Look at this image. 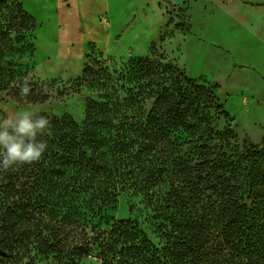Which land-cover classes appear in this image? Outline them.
Masks as SVG:
<instances>
[{
	"label": "trees",
	"instance_id": "1",
	"mask_svg": "<svg viewBox=\"0 0 264 264\" xmlns=\"http://www.w3.org/2000/svg\"><path fill=\"white\" fill-rule=\"evenodd\" d=\"M36 30L22 0H0V90L44 104L22 63ZM154 53L120 71L85 68L76 88L97 98L81 123L40 114L42 159L0 170V264H264V138L239 144L217 86ZM122 196L142 198L161 243L108 217Z\"/></svg>",
	"mask_w": 264,
	"mask_h": 264
},
{
	"label": "rangeland",
	"instance_id": "2",
	"mask_svg": "<svg viewBox=\"0 0 264 264\" xmlns=\"http://www.w3.org/2000/svg\"><path fill=\"white\" fill-rule=\"evenodd\" d=\"M149 1L147 5L142 0H22L37 21L36 52L22 63L32 79L44 84L49 101L30 104L0 90V118L29 110L37 115L68 113L81 123L87 99L97 98L86 85L80 91L76 88L84 69L120 71L131 60L150 56L154 49L153 55L181 67L191 78L217 86L239 144L260 142L264 138V14L255 8L264 4L201 0L191 10L200 0L183 5L161 0L160 7L155 0ZM241 3L251 8H242ZM129 20L134 21L131 28L126 26ZM184 22L191 26L190 33ZM190 38L223 49L200 48ZM52 81L56 83L49 86ZM226 124L223 118L221 128ZM107 215L135 220L156 244L161 243L151 224L152 213L141 197L122 196ZM38 264L67 263L45 260ZM77 264L101 262L91 255Z\"/></svg>",
	"mask_w": 264,
	"mask_h": 264
},
{
	"label": "clouds",
	"instance_id": "3",
	"mask_svg": "<svg viewBox=\"0 0 264 264\" xmlns=\"http://www.w3.org/2000/svg\"><path fill=\"white\" fill-rule=\"evenodd\" d=\"M21 95H27L30 85L25 81L20 86ZM50 127L47 117L23 110L8 113L0 118V170L14 165L39 162L47 150V142L38 136Z\"/></svg>",
	"mask_w": 264,
	"mask_h": 264
},
{
	"label": "crops",
	"instance_id": "4",
	"mask_svg": "<svg viewBox=\"0 0 264 264\" xmlns=\"http://www.w3.org/2000/svg\"><path fill=\"white\" fill-rule=\"evenodd\" d=\"M144 3L143 4H147V5H149L151 2L149 1V0H142ZM156 1V4L158 5V7H160L159 6V3L161 2V0H155ZM173 4H178V5H183L185 2H187L188 0H170ZM254 1H256V2H259V4H264V0H254ZM170 2V3H171ZM202 1L200 0L198 3H196V4H194L193 6H192V8H191V10H193L194 9V7H197V6H199V4L201 3ZM208 2V1H207ZM171 3V4H172ZM207 7L208 5H204V7ZM241 6H242V8H248V7H250L251 8V6L250 5H247V4H244V3H241ZM205 7V8H206ZM216 8H219L218 6H215ZM255 8V7H254ZM258 12H263V14H264V6H258V7H256L255 8ZM190 10V11H191ZM161 14H162V12H163V9L161 8ZM231 15H232V12H230V17H231ZM135 22H136V19H135ZM133 24H134V21H130L129 20V23H127V25L126 26H128L127 28H131V27H133ZM240 25H241V23H240ZM190 40H192L193 42H196L199 46H200V48H205V47H209L210 49H213V48H222L221 46H218V47H215L214 45H207L206 43H204L203 41H196L195 39H193V38H190ZM223 49V48H222ZM189 64V62L187 61L186 62V66ZM188 67V66H187ZM187 67H186V70H187ZM188 72V71H187ZM204 75V74H203ZM197 78V77H196Z\"/></svg>",
	"mask_w": 264,
	"mask_h": 264
}]
</instances>
